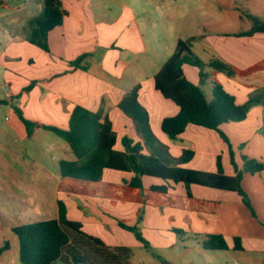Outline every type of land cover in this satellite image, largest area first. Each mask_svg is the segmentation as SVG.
Segmentation results:
<instances>
[{"label":"crops","instance_id":"1","mask_svg":"<svg viewBox=\"0 0 264 264\" xmlns=\"http://www.w3.org/2000/svg\"><path fill=\"white\" fill-rule=\"evenodd\" d=\"M59 1L66 16L48 33L47 52L30 42L32 21L43 13L44 0H0V10L7 13L0 15V101L4 102L0 106L5 105L16 135L27 139L41 131L53 133L45 126L68 129L71 113L82 107L110 120L116 133L114 149L123 151V137L139 138L132 120L118 104L140 85L139 102L149 114L154 135L174 157L184 150L194 153L183 167L215 173L221 156L224 173L235 176L229 146L218 132L188 125L172 139L161 130L163 119L176 116L179 107L155 90L154 75L179 39L193 38L192 51L201 62L219 60L234 70L229 77L208 66L203 68L209 69L205 73L208 83L202 85L209 92L207 99L212 98L213 85L218 83L239 105L256 100L245 120L220 126L237 168H243V156L264 164V33L239 35L252 28L248 15L264 23V0H199L187 6L178 0ZM161 41L165 48L158 47ZM83 55L88 57L82 68L69 64ZM183 72L191 83H200L198 67L184 64ZM31 84L32 89L25 91ZM17 109L34 124L30 136ZM55 159L58 171L52 201L57 212L51 219L58 218L57 202L62 201L68 219L80 222L85 233L110 247H144L132 232L119 226L122 222L137 226L154 250L173 252L175 259L182 250L179 258L195 255L204 264H264V170L244 173L241 181L253 215L235 191L191 185L188 197L185 185L179 183L172 184L167 193H159L150 187L164 182L149 176L142 177V190L129 186L133 172L112 169H105L98 182L63 178L60 162L76 157L63 148ZM38 162L29 161V167L24 163L27 174L32 173L30 165ZM14 165L8 170L10 179H15V171L20 170L16 168L23 166ZM15 226L0 224V249L9 245L0 255V264H21ZM211 235L222 236L228 249H203V241ZM235 238L240 239L241 249H235ZM175 259L166 264H176ZM187 264L196 262L188 260Z\"/></svg>","mask_w":264,"mask_h":264},{"label":"trees","instance_id":"2","mask_svg":"<svg viewBox=\"0 0 264 264\" xmlns=\"http://www.w3.org/2000/svg\"><path fill=\"white\" fill-rule=\"evenodd\" d=\"M65 16L66 12L62 9L59 0H44L43 13L32 21L33 36L30 42L49 52L48 33L61 25ZM248 17L252 21V28L239 35L251 36L257 32L264 33V23L250 15ZM193 41V38L179 39L173 53L154 75L155 90L179 107V113L176 116L163 119L161 130L172 139L181 135L188 125L218 132L229 146L236 175L228 176L224 173L221 156L217 157V172L215 173L183 167L182 165L192 159L194 153L184 150L180 157H174L169 147L154 135L149 123V114L139 102L140 85H136L118 104V108L132 120L139 138L135 141L129 137H123V151L114 149L116 133L110 120L103 117L101 112L93 113L82 107H76L71 113L68 129L45 126L46 130L66 141L76 157L74 161L62 160L60 162L61 177L98 182L102 179L105 169H112L133 172L135 176L129 182V186L142 190L144 189L142 177L149 176L164 182V184L150 187L151 191L159 193H167L172 184L179 183L185 185L188 197H191V185L235 191L254 215L251 201L243 190L241 181L244 173L262 172L264 164L243 156L244 166L239 170L233 159L234 153L230 142L220 130V126L245 120L256 100L252 98L245 104L239 105L235 97L218 83L213 85L212 98L207 99L200 86L187 80L183 65L190 64L200 69V85H204L203 78H207V75L202 73L205 66L223 72L229 77H233L234 70L219 60H213L208 64L201 62L192 51ZM86 57L88 55L80 56L69 64L80 68ZM32 87L33 84L29 85L25 91H30ZM2 103L4 102L0 101V105ZM16 111L26 125L30 136L34 124L26 120L18 109ZM57 205L58 218L36 221L13 228L19 241L21 264H133L130 247L107 246L100 238L85 233L80 222L68 219L67 208L62 201H58ZM119 226L132 232L147 250L150 249L149 243L137 226H129L122 222H119ZM175 232L179 235L183 233L181 230H175ZM8 247L9 245L5 244L0 249V255ZM202 247L205 250L228 249L224 238L220 235L208 236L203 241ZM235 249H241L239 238H235Z\"/></svg>","mask_w":264,"mask_h":264},{"label":"rangeland","instance_id":"3","mask_svg":"<svg viewBox=\"0 0 264 264\" xmlns=\"http://www.w3.org/2000/svg\"><path fill=\"white\" fill-rule=\"evenodd\" d=\"M198 2L199 0H178V4L183 6ZM6 14L5 11L0 10L2 17ZM165 44V41H161L158 47L165 48ZM207 72H209L208 68L202 70L204 74ZM203 79L207 84L208 80ZM195 85L203 88L205 94L209 95L207 87L205 88L200 83ZM7 116L5 105L0 106V224L23 225L34 221H46L53 218V214L57 212V206L52 201L57 183L55 176L58 171L55 157L63 153V148L71 155L72 152L69 145L54 133L41 131L33 138L22 139L10 128ZM54 140L58 143V148L53 145L55 144ZM62 157H64L63 154ZM32 160L39 162L30 165L32 173L27 174L25 168L29 167L27 164ZM14 163H21L23 166L16 168V170H20L15 171V179H10L8 170L15 166ZM24 163L26 167H24ZM144 238L149 243L150 249L146 250L142 246L131 248L132 262L135 264H166L169 259H175L173 257L175 253L154 250L151 240ZM181 243L185 244L186 242L181 241ZM180 252L182 250L177 251L176 264H187L188 260L195 261L196 264H204L203 260L195 255L183 260L178 256Z\"/></svg>","mask_w":264,"mask_h":264}]
</instances>
